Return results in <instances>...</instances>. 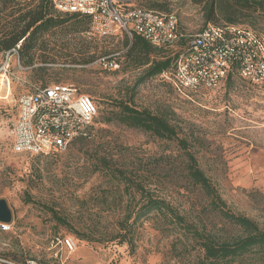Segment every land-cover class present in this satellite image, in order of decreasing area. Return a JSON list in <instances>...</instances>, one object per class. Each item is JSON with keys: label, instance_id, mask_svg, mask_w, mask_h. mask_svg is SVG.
I'll return each instance as SVG.
<instances>
[{"label": "rangeland", "instance_id": "374dc122", "mask_svg": "<svg viewBox=\"0 0 264 264\" xmlns=\"http://www.w3.org/2000/svg\"><path fill=\"white\" fill-rule=\"evenodd\" d=\"M119 4L122 10L154 9L175 17L183 38L163 48L172 62L185 39L211 25L204 22L203 0ZM9 21L0 3V26ZM239 27L264 41V22ZM47 39L55 62L25 67L17 53H0V201L11 214L6 228H0L4 264H194L198 250L193 242L155 213L137 222L133 249L118 244V226L140 198L124 178L164 200L199 231L221 239L237 235L188 179L176 141L111 120L123 105L166 115L227 208L264 227V84L248 83L238 74L194 89H182L163 74L138 84L145 67L133 63L131 41L122 32L101 38L89 30L62 29ZM102 60L118 68H104ZM65 84L96 106L89 136L64 153L13 152L16 100L37 88ZM114 170L123 172V179ZM66 242L74 245L72 250Z\"/></svg>", "mask_w": 264, "mask_h": 264}, {"label": "trees", "instance_id": "16d2710c", "mask_svg": "<svg viewBox=\"0 0 264 264\" xmlns=\"http://www.w3.org/2000/svg\"><path fill=\"white\" fill-rule=\"evenodd\" d=\"M203 1L205 24L254 27L259 22H264V0ZM0 3L1 11H8L10 17L6 25L0 26V53H8L15 49L19 61L25 67H31L35 62H55L54 48L50 47L51 42L47 39L55 31L68 29L71 33H86L89 30L88 17L77 14L62 15L53 8L50 0H0ZM129 40L131 42L128 54L135 55L136 58V62L133 63L137 67H145L138 84L169 71L172 60L163 56V49L151 46L136 35H132ZM234 74L237 72L233 68L226 79L230 80ZM113 119L127 128L151 133L158 139L176 141L184 153L185 169L192 185L200 188L209 200V207L212 210L237 229V235L224 239L205 233L204 230L199 231L198 227L187 222L184 216L179 215L164 200L154 198L143 190L141 184L124 178V183L128 188L134 189L136 194H140V198L118 226L120 232L118 244L126 243L133 249L132 234L137 222L155 213L164 222L174 225L181 231L186 240L190 239L193 242L194 248L198 250L194 264H264V227L227 208L216 187L200 169L194 154L190 151V144L185 138L179 137V132L171 126L166 115L152 114L146 110L137 111L123 105L119 112L113 114L111 120ZM82 140L83 138H78L71 144ZM112 173L119 178L124 177L123 172L119 170ZM132 201L135 199L132 198Z\"/></svg>", "mask_w": 264, "mask_h": 264}, {"label": "built area", "instance_id": "2783aa9c", "mask_svg": "<svg viewBox=\"0 0 264 264\" xmlns=\"http://www.w3.org/2000/svg\"><path fill=\"white\" fill-rule=\"evenodd\" d=\"M62 14L89 18V34L101 38L122 32L128 39L139 36L156 48H166L183 36L177 32L173 15L154 10H122L119 0H50ZM17 53L12 49L7 53ZM104 68L117 69L113 62H99ZM6 62L3 75L7 71ZM248 83L264 84V41L239 26L208 25L185 39L164 76L171 77L182 89L199 85L213 87L232 69ZM16 117L11 127L12 151L33 155L64 153L78 138H87L97 109L93 101L73 85L37 88L16 100ZM5 229L4 224H0ZM70 250L72 243L66 242ZM0 264H4L0 260Z\"/></svg>", "mask_w": 264, "mask_h": 264}, {"label": "water", "instance_id": "95a60500", "mask_svg": "<svg viewBox=\"0 0 264 264\" xmlns=\"http://www.w3.org/2000/svg\"><path fill=\"white\" fill-rule=\"evenodd\" d=\"M11 214L4 201H0V224H7L10 222Z\"/></svg>", "mask_w": 264, "mask_h": 264}]
</instances>
